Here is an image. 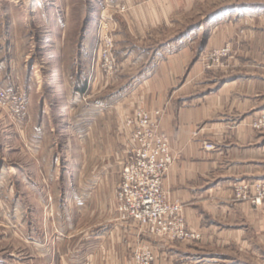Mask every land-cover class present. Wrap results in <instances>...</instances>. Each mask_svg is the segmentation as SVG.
<instances>
[{"label":"rangeland","instance_id":"374dc122","mask_svg":"<svg viewBox=\"0 0 264 264\" xmlns=\"http://www.w3.org/2000/svg\"><path fill=\"white\" fill-rule=\"evenodd\" d=\"M182 1L184 32L190 13L187 0ZM125 10L120 0H0V90L21 97L27 107L20 121L10 106H0V264H134V251L142 246L151 248L159 262L149 239H168L122 221L116 205L113 214L107 207L126 158L128 134L118 108L131 81L119 58L125 51L122 35L116 36V14ZM166 32L161 37L168 40L172 32ZM110 43L118 64L114 74L104 72L99 59ZM225 45L200 55L206 71L225 69L231 53L219 63L205 58ZM263 116L250 118L246 126L264 134L250 127ZM257 182L264 180L235 184L232 198L247 207V215L248 205L260 211V231L255 233L251 215L243 225L245 241L222 236L201 245L198 231L199 241L173 249L179 253L172 264H264V197L257 201L252 187ZM82 193H96L101 200L84 202L78 197ZM109 218L114 226L126 223L131 238L93 242Z\"/></svg>","mask_w":264,"mask_h":264},{"label":"crops","instance_id":"0c3cea01","mask_svg":"<svg viewBox=\"0 0 264 264\" xmlns=\"http://www.w3.org/2000/svg\"><path fill=\"white\" fill-rule=\"evenodd\" d=\"M120 1L126 10L116 14V36L122 35L125 50L119 58L127 64L131 81L123 104L116 107L122 123L140 107L154 118L160 114V129L168 135L174 156L165 191L183 205L190 229L202 233L201 245L222 236L245 241L243 225L249 223V215L255 233L261 230L260 211L248 205L247 215V207L233 201L232 187L264 180V134L246 126L250 118L264 112V1L187 0L190 23L184 32L182 0ZM166 30L172 32L168 40L161 37ZM227 43L233 51L225 69L206 71L200 55ZM91 193L78 197L84 202L101 200V195ZM108 199L113 214L116 191ZM107 223L109 232L93 234V242H105L108 236L115 243L125 234L131 238L126 223L114 226L111 218ZM150 240L158 264H169L168 260L172 264L179 253L173 249L186 248Z\"/></svg>","mask_w":264,"mask_h":264},{"label":"built area","instance_id":"2783aa9c","mask_svg":"<svg viewBox=\"0 0 264 264\" xmlns=\"http://www.w3.org/2000/svg\"><path fill=\"white\" fill-rule=\"evenodd\" d=\"M225 46L214 55H207L206 61L215 58L219 63L223 58H228L231 45ZM108 49L99 59L103 71L114 74L118 72V64L111 53L112 43L108 44ZM0 106H10L20 121L27 115L23 99L7 91L0 90ZM155 115L157 118L140 107L124 120L123 126L128 134L126 158L116 191V209L122 221L145 227L153 237L168 239V243H194L201 239L200 234L188 227L183 205L180 201H170L164 188V179L174 163V157L169 137L160 129V114ZM250 127L257 131L264 130V116L250 121ZM207 149H211V146H207ZM240 187L247 190L251 186ZM252 187L258 195L257 201L261 202L264 183L257 182ZM134 254V264H155L156 256L147 246H142Z\"/></svg>","mask_w":264,"mask_h":264},{"label":"trees","instance_id":"16d2710c","mask_svg":"<svg viewBox=\"0 0 264 264\" xmlns=\"http://www.w3.org/2000/svg\"><path fill=\"white\" fill-rule=\"evenodd\" d=\"M80 92H85V90H86V86H84L83 88H81V89H78Z\"/></svg>","mask_w":264,"mask_h":264}]
</instances>
